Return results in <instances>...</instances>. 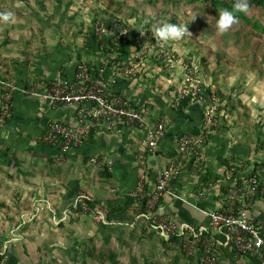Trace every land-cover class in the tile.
I'll list each match as a JSON object with an SVG mask.
<instances>
[{
    "label": "rangeland",
    "instance_id": "rangeland-1",
    "mask_svg": "<svg viewBox=\"0 0 264 264\" xmlns=\"http://www.w3.org/2000/svg\"><path fill=\"white\" fill-rule=\"evenodd\" d=\"M234 2L0 0V12H11L15 18L12 23L0 22V36L15 44V50L23 49L26 57L61 55L67 72L76 63H90L92 59L101 68L107 67L106 60L121 61L133 55L138 61L143 57L147 85L161 94L171 93V106L180 101L178 111L187 107L197 112V131L205 126L206 140L220 130L235 132L241 140L238 149L254 153L251 156L256 159L239 160L250 167L264 163V5L247 0L248 13H238L239 22L221 34L215 26L216 16L220 10H231ZM162 23L187 24L188 34L180 41L161 44L153 38V30ZM116 39L118 49L111 51ZM123 45L126 55L120 54ZM11 112L0 128L11 118ZM10 161L9 171L0 174V258L5 264L192 263L178 251L179 257L177 247L137 216V207L134 218H122L121 228L113 233L104 231L113 219L114 209L108 204L104 208L89 206L90 212H83L77 211L78 201L74 202V214L83 217L90 231L76 226V218L71 219L67 210L68 224L66 216H58L52 209L53 213L45 211V207L15 219V191L2 189L15 188V172L11 171L15 163ZM78 200L89 201L85 196ZM133 200L136 204L138 198ZM90 213H95L96 219ZM42 216L45 220L39 219ZM43 226L54 234L49 240L42 234ZM65 227L71 229L64 232ZM29 229L40 230L39 239L29 240Z\"/></svg>",
    "mask_w": 264,
    "mask_h": 264
},
{
    "label": "crops",
    "instance_id": "crops-1",
    "mask_svg": "<svg viewBox=\"0 0 264 264\" xmlns=\"http://www.w3.org/2000/svg\"><path fill=\"white\" fill-rule=\"evenodd\" d=\"M18 49L15 50V44L3 40L0 36V80H10L18 88L13 95L12 116L0 128V174L9 171L7 163L10 160L15 163V169L11 170L12 173L15 172V188H2L6 192L7 189H10V192L15 191V219L23 213L29 216L37 207H45V211L49 210L50 213L55 210L56 215L62 217L66 216L64 210H67V213L71 212V219L76 218V226L84 229L83 217L74 214L73 209L74 202L85 196L91 207L104 208L106 204L113 207L112 222L107 223L104 231H118L122 226V218H134L136 204L134 200L132 202V198L138 194L136 190L139 180H144V194H150L154 190L156 174L175 153L177 137L186 133L196 134L200 117L197 112L190 110L191 108H181L179 111L172 108V94L154 91L147 85V79L140 87L122 79L116 80L115 90L125 99L149 103L152 111L150 124L168 117V114L171 115L169 118L172 121L155 156L152 158L147 155L143 161L138 159L144 132L132 128H123L118 134L94 132L82 147L62 154L55 148L45 146L38 138L53 122L74 125V108L65 105L52 107L45 100L25 96L21 90L30 86L41 89L44 82L71 78L74 68L67 72L65 58L56 53L34 55L32 58L26 57L22 53L23 49L22 52ZM240 142L235 132L220 130L211 133L203 150L202 176L206 179L217 178L233 160L246 157L256 159L251 156L254 153L249 154L246 148L238 149ZM92 159H99L102 164L93 165ZM198 181L199 178L194 175L183 173L171 183L176 198L164 196L159 204V212L177 224L203 222V213L213 207L218 190L214 189L205 198L200 199L195 193ZM25 210L27 211L24 212ZM251 214L264 218V196L257 199ZM39 219L45 220L44 216ZM70 221L66 216V224ZM42 229V234L49 237L47 240L54 236L45 226ZM68 229L71 228L65 227L64 232H68ZM29 230V240L39 239L40 230L38 233L35 232L36 229ZM85 230L90 231V228L86 225ZM15 251L17 255L18 247ZM178 256L180 257L179 253ZM231 256L229 252L221 251L218 264H249L244 260L237 262ZM178 260L182 262L180 258Z\"/></svg>",
    "mask_w": 264,
    "mask_h": 264
},
{
    "label": "built area",
    "instance_id": "built-area-1",
    "mask_svg": "<svg viewBox=\"0 0 264 264\" xmlns=\"http://www.w3.org/2000/svg\"><path fill=\"white\" fill-rule=\"evenodd\" d=\"M118 39L112 42L116 47L112 45L111 51L118 49ZM135 59L131 55L126 60H106L109 68L108 65L99 68L95 60L78 62L71 78L44 82L41 89L22 88L25 96L45 100L52 107L74 108V125L53 122L38 141L66 154L82 147L94 132L118 134L123 128H132L144 132L138 159L143 161L147 155L153 158L172 120L164 117L150 124L152 111L148 102H131L115 90L116 80L139 87L146 81V61L143 57ZM106 72H110L108 76ZM17 89L12 81L0 80V125L12 109ZM179 102L172 108H177ZM205 129L201 127L196 135L186 133L177 137L175 153L156 174L150 194H144V180H139L135 195L137 216L147 220L162 239L177 247L194 264H218L221 251L229 252L237 262L264 264V218L251 214L257 199L264 196V163L249 167L233 160L219 177L206 179L202 176ZM91 163L101 165L102 161L92 159ZM183 173L199 178L195 193L200 199L218 190L213 207L203 213L205 219L199 224H177L159 212L164 196L176 198L171 183ZM88 207L87 202L78 201L77 210L90 212ZM90 215L96 219L95 213ZM0 264H5V259L0 258Z\"/></svg>",
    "mask_w": 264,
    "mask_h": 264
},
{
    "label": "clouds",
    "instance_id": "clouds-1",
    "mask_svg": "<svg viewBox=\"0 0 264 264\" xmlns=\"http://www.w3.org/2000/svg\"><path fill=\"white\" fill-rule=\"evenodd\" d=\"M249 5L247 0H235L232 9L220 10L216 16L215 26L219 33L227 32L239 22V14H247ZM15 18L11 12H0V22L12 23ZM187 24L162 23L153 30V38L161 44L180 41L188 34Z\"/></svg>",
    "mask_w": 264,
    "mask_h": 264
},
{
    "label": "trees",
    "instance_id": "trees-1",
    "mask_svg": "<svg viewBox=\"0 0 264 264\" xmlns=\"http://www.w3.org/2000/svg\"><path fill=\"white\" fill-rule=\"evenodd\" d=\"M253 2H254L256 5H258V6L264 5V0H253ZM263 45H264V44H263ZM124 47H125V46L123 45V46H120V48H119V50H120V54H121V55H126L124 52H122V51H124V50H122V49H124ZM109 73H110V72H106V76H108ZM9 81H10V80H9ZM87 204H88V206L91 207L89 201L87 202Z\"/></svg>",
    "mask_w": 264,
    "mask_h": 264
}]
</instances>
